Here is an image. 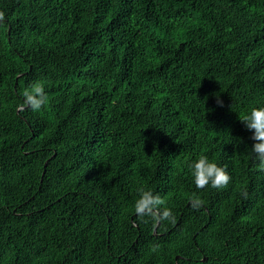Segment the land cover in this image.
Here are the masks:
<instances>
[{
	"label": "trees",
	"instance_id": "obj_1",
	"mask_svg": "<svg viewBox=\"0 0 264 264\" xmlns=\"http://www.w3.org/2000/svg\"><path fill=\"white\" fill-rule=\"evenodd\" d=\"M0 264H264V0H0Z\"/></svg>",
	"mask_w": 264,
	"mask_h": 264
},
{
	"label": "water",
	"instance_id": "obj_2",
	"mask_svg": "<svg viewBox=\"0 0 264 264\" xmlns=\"http://www.w3.org/2000/svg\"><path fill=\"white\" fill-rule=\"evenodd\" d=\"M206 259H204V261H205Z\"/></svg>",
	"mask_w": 264,
	"mask_h": 264
}]
</instances>
